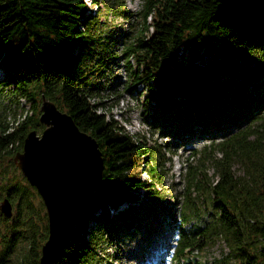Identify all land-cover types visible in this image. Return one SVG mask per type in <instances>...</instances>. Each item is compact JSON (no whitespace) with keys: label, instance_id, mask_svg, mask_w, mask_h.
Returning <instances> with one entry per match:
<instances>
[{"label":"trees","instance_id":"16d2710c","mask_svg":"<svg viewBox=\"0 0 264 264\" xmlns=\"http://www.w3.org/2000/svg\"><path fill=\"white\" fill-rule=\"evenodd\" d=\"M90 1L97 7L104 3L115 16L132 17L122 0ZM87 11V0H0V66L33 113L22 120L14 114L11 125L0 122V199L16 203L14 222L28 230L29 245L17 264H40L48 217L39 216L42 223L34 219L31 190L6 183L2 167L5 160L13 165L25 137L40 124L43 96L96 139L104 159L102 178L57 264H100L104 234L135 228L128 216L140 191L150 205L163 198L158 186L168 175L169 144L138 140L100 112L102 93L110 86L102 80L112 74L107 62L117 58L98 56L93 31L98 19ZM134 16L139 21L123 36L128 75L123 90L146 88L143 104H154L152 126L162 116L168 121L185 116L189 125L195 121L194 131L212 135L226 114L245 118L227 134L212 135L209 144L193 148L187 158L173 264H264V108L256 105L264 91V0H143ZM122 204L127 207L109 217L108 206ZM14 229L0 264H7L20 236ZM218 242L228 253L203 260Z\"/></svg>","mask_w":264,"mask_h":264},{"label":"rangeland","instance_id":"374dc122","mask_svg":"<svg viewBox=\"0 0 264 264\" xmlns=\"http://www.w3.org/2000/svg\"><path fill=\"white\" fill-rule=\"evenodd\" d=\"M122 3L123 11L131 13V18L127 19L124 14L115 16L111 11L106 10L104 3L101 7H97L90 0H87L88 11L86 14L91 19H98V24L93 27V31L97 33L94 45L99 53L98 56L108 58L116 56L117 58V60L113 59L112 62H107V70L112 71L114 80L111 81L112 74L110 73L102 80L107 86H110L106 87L102 93L105 105L100 112L106 113V115L123 125L127 132L138 140L144 138L149 144H153V142L167 143L171 151H168V153L166 150V156L170 158V162L168 161L166 165L169 170L168 175L165 181L158 186L164 192L162 200L157 205H150L143 194V190L140 191V200L135 204L130 214L131 216H128V223L133 222L135 228L126 229L125 231L117 230L112 234L115 237L108 235V233L104 234L105 239L102 241V247L98 250L100 264H158L160 261L163 264H172L171 256L174 253L180 226L179 210L182 198L180 193L182 194L184 188V173L188 167L186 166L188 163L187 158L193 148L201 149L204 144L210 143L211 139L209 138L212 135L221 137L226 132L233 130L245 118L239 116L233 119L231 117L233 113L226 114L222 118L221 129H211L213 130L212 135L208 132H202L200 129L194 131L193 125H195V121L190 120L189 125V118L185 119V116L174 117L169 121L162 116L158 123L152 126L154 104H143L144 98L148 93L146 88L140 85L131 94L123 90L128 79L126 61L124 57L122 58L126 45V40L123 36L132 30L131 25H135L136 21H139V18L134 15L141 11L143 0H122ZM80 29L84 30L83 27ZM95 63H98V58L94 60L92 65ZM8 77L9 71L0 66V80L5 79V83L0 84V122L6 121L11 125L14 124V114H16L17 119L22 120L25 116H31L33 113L30 104L15 92V87L9 82ZM259 97L262 100L256 105L264 108V91ZM112 105L113 108H111ZM40 106L42 107V103ZM41 107H39V112L37 113L38 120L42 114ZM46 127L47 125L40 123L35 129L37 135L41 136ZM195 127L197 128V126ZM216 140L218 141L219 139ZM175 143H177V146H174ZM14 162L13 165L9 166L8 160H5V165L2 167L6 177L5 182H19L29 187L32 192L31 200L36 208V213H34L33 217L39 221V216L41 217L44 213H47L46 207L45 205L44 209L40 207V202H43V200L39 192L27 181L20 168ZM234 169L236 172H241V167L238 164L235 165ZM209 173L212 174L213 169H210ZM143 177L148 178L146 171L143 172ZM1 193H4V190L0 188ZM12 205L13 216L7 218L9 222L5 223L0 218V254L8 246L7 241L15 230L14 225L20 233L16 245L9 253L7 264H17L20 256L27 250L29 245L27 225L18 228V224L14 222L17 216V205L16 203ZM208 205V210H212L211 205L209 203ZM125 207H127L126 204L118 206L117 209L108 206L109 217L122 212ZM0 214H2L1 211ZM23 214H26L24 207L22 217ZM39 222L42 223V220ZM89 223L94 227L95 224L92 221H89ZM168 239L169 246L167 248L164 244ZM154 251H156L155 254H153ZM227 253V246L222 242H218L203 253L202 259L211 260L215 257H222Z\"/></svg>","mask_w":264,"mask_h":264},{"label":"water","instance_id":"95a60500","mask_svg":"<svg viewBox=\"0 0 264 264\" xmlns=\"http://www.w3.org/2000/svg\"><path fill=\"white\" fill-rule=\"evenodd\" d=\"M41 112L39 122L47 127L41 136L36 130L28 133L14 161L39 192L47 210L49 235L41 249L40 264H57L80 214L93 198L94 186L102 178L104 159L96 139L81 131L45 96ZM86 160L91 162L93 173L81 190L80 173ZM0 211L5 218L13 216L9 198L0 201Z\"/></svg>","mask_w":264,"mask_h":264},{"label":"bare ground","instance_id":"6f19581e","mask_svg":"<svg viewBox=\"0 0 264 264\" xmlns=\"http://www.w3.org/2000/svg\"><path fill=\"white\" fill-rule=\"evenodd\" d=\"M92 173H93L92 164H91L90 161L86 160L85 161V164H84V170L81 171V173H80L81 176L83 175V179L81 181V184H82L81 185V190H82V187L84 186V184L89 180V178H90V176H91ZM80 180H79V182H80ZM79 196H80V193H79ZM81 197H83V195ZM164 246L168 248V246H169V239L166 241V243L164 244ZM156 247H157V244H156ZM155 253H156V251L153 252V254H155Z\"/></svg>","mask_w":264,"mask_h":264},{"label":"built area","instance_id":"2783aa9c","mask_svg":"<svg viewBox=\"0 0 264 264\" xmlns=\"http://www.w3.org/2000/svg\"><path fill=\"white\" fill-rule=\"evenodd\" d=\"M91 2V1H90Z\"/></svg>","mask_w":264,"mask_h":264}]
</instances>
